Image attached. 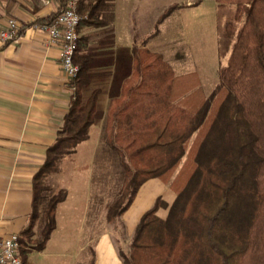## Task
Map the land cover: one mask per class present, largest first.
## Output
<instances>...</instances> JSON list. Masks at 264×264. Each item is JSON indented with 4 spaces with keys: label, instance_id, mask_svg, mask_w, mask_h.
Returning <instances> with one entry per match:
<instances>
[{
    "label": "trees",
    "instance_id": "1",
    "mask_svg": "<svg viewBox=\"0 0 264 264\" xmlns=\"http://www.w3.org/2000/svg\"><path fill=\"white\" fill-rule=\"evenodd\" d=\"M67 1L60 0L58 12L22 25L21 35L29 26L54 24ZM107 2L82 0L79 30L104 26ZM215 3L218 53L227 63L210 94L196 73L177 75L161 54L134 48L135 82L110 103L104 130L127 184L108 220L126 213L149 180L171 182L176 193L172 203L159 197L144 213L129 252H119L123 264H264V0ZM74 62L79 74L70 108L34 177L33 212L19 235L23 264L30 250L45 249L66 200L64 191L46 198V178L89 139L96 121L102 90L83 101L95 55L82 38ZM40 220V240L31 245Z\"/></svg>",
    "mask_w": 264,
    "mask_h": 264
},
{
    "label": "crops",
    "instance_id": "2",
    "mask_svg": "<svg viewBox=\"0 0 264 264\" xmlns=\"http://www.w3.org/2000/svg\"><path fill=\"white\" fill-rule=\"evenodd\" d=\"M60 5V0H0V22L6 24L9 19H14L21 26L30 25L58 12ZM173 8L171 0H108L103 12L104 26L80 28L86 51L95 55L91 70L93 81L83 90V101L86 102L95 89L102 90L90 134L102 111L108 112L113 97L120 96L135 82L134 48L150 50V42L141 45L140 39L158 37ZM144 20L156 22L153 32L145 34L141 31L139 23ZM61 59L62 45L51 44L49 35L40 25L26 28L16 42L0 44L1 237L20 235L29 224L33 212L34 177L44 165L47 151L55 143L69 111L74 86L62 71ZM67 200L59 205L57 214L65 212L62 207ZM131 207L121 216L126 225ZM148 210L141 212L132 231ZM56 225L57 228L60 225L57 215ZM53 234L39 253L48 250Z\"/></svg>",
    "mask_w": 264,
    "mask_h": 264
},
{
    "label": "rangeland",
    "instance_id": "3",
    "mask_svg": "<svg viewBox=\"0 0 264 264\" xmlns=\"http://www.w3.org/2000/svg\"><path fill=\"white\" fill-rule=\"evenodd\" d=\"M171 4L175 8L161 34L154 39L141 38L140 43L149 41V49L161 54L177 75L196 73L201 87L210 94L219 83L220 69L227 63V57L221 58L218 53L215 0H171ZM139 24L145 34L156 27L152 20ZM102 112L89 139L64 155L57 171L45 180L46 198L64 191L68 200L62 207L65 212L57 214V208L60 225L52 233L48 250L44 253L30 250L28 264H123L119 252H129L134 235L132 226L139 221L141 212L153 206L157 197L169 202L176 197L171 182L152 180L142 186L136 203L127 213V225L122 217L108 220L109 207L120 197L127 182L120 159L107 143L109 136L104 130L107 113ZM159 214L164 217L166 211ZM41 222L31 245L40 240Z\"/></svg>",
    "mask_w": 264,
    "mask_h": 264
},
{
    "label": "built area",
    "instance_id": "4",
    "mask_svg": "<svg viewBox=\"0 0 264 264\" xmlns=\"http://www.w3.org/2000/svg\"><path fill=\"white\" fill-rule=\"evenodd\" d=\"M82 0H68L65 9L52 25H40L49 35L51 44L62 45L61 67L66 77L73 81L78 77L79 67L74 62L75 53L81 38L79 26L82 16L79 6ZM21 37V25L14 19L6 24L0 22V44L16 42ZM20 236L11 234L0 236V264H23L20 255Z\"/></svg>",
    "mask_w": 264,
    "mask_h": 264
}]
</instances>
